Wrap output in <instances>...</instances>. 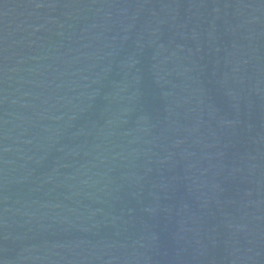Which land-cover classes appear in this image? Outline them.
<instances>
[{
  "label": "water",
  "instance_id": "obj_1",
  "mask_svg": "<svg viewBox=\"0 0 264 264\" xmlns=\"http://www.w3.org/2000/svg\"><path fill=\"white\" fill-rule=\"evenodd\" d=\"M205 192L264 264V0H87Z\"/></svg>",
  "mask_w": 264,
  "mask_h": 264
}]
</instances>
